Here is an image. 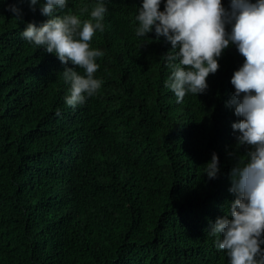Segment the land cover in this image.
Returning a JSON list of instances; mask_svg holds the SVG:
<instances>
[{
    "label": "trees",
    "instance_id": "obj_1",
    "mask_svg": "<svg viewBox=\"0 0 264 264\" xmlns=\"http://www.w3.org/2000/svg\"><path fill=\"white\" fill-rule=\"evenodd\" d=\"M114 3L93 39L135 91L70 110L62 76L41 79L27 60V16L0 2V264H228L208 227L231 184L234 72L209 74L205 93L177 103L163 72L151 83L160 45L135 35L132 0ZM213 152L221 170L209 180Z\"/></svg>",
    "mask_w": 264,
    "mask_h": 264
},
{
    "label": "clouds",
    "instance_id": "obj_2",
    "mask_svg": "<svg viewBox=\"0 0 264 264\" xmlns=\"http://www.w3.org/2000/svg\"><path fill=\"white\" fill-rule=\"evenodd\" d=\"M114 1L130 4L79 0L74 7L72 0H0L17 18L27 16L18 32L34 50L27 60L41 79L50 70L62 76L68 90L62 102L70 110L104 93L112 107L135 91L120 64L106 59L104 48L93 39L96 32H108ZM226 2L132 0L134 31L142 44L160 45L153 56L151 83L163 72V87L177 103L186 94L205 93L209 74L234 72V92L225 102L239 117L231 124L238 130L229 153L231 184L210 202L224 215L209 220L208 235L228 264H264V0ZM230 46H235L236 55L226 59L222 53ZM241 146H246L243 154ZM220 170L213 152L204 174L212 180Z\"/></svg>",
    "mask_w": 264,
    "mask_h": 264
},
{
    "label": "bare ground",
    "instance_id": "obj_3",
    "mask_svg": "<svg viewBox=\"0 0 264 264\" xmlns=\"http://www.w3.org/2000/svg\"><path fill=\"white\" fill-rule=\"evenodd\" d=\"M142 73V72H141ZM149 73V72H148ZM151 74V73H150ZM138 97V96H137Z\"/></svg>",
    "mask_w": 264,
    "mask_h": 264
}]
</instances>
